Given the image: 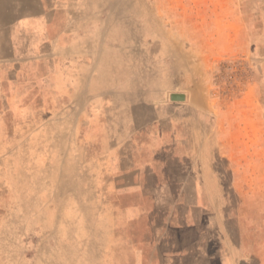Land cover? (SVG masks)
Returning <instances> with one entry per match:
<instances>
[{
	"label": "rangeland",
	"instance_id": "374dc122",
	"mask_svg": "<svg viewBox=\"0 0 264 264\" xmlns=\"http://www.w3.org/2000/svg\"><path fill=\"white\" fill-rule=\"evenodd\" d=\"M203 1L78 0L83 7L53 18L37 59L0 77V264H147L130 223L135 192L104 151L126 134L129 106L195 86L214 106L246 89L250 68L264 85L261 31L248 33L239 16L223 50L216 37L225 29L200 26ZM227 71L239 78L225 82ZM210 155L207 175H223L228 211L232 168ZM248 186L263 221V186Z\"/></svg>",
	"mask_w": 264,
	"mask_h": 264
},
{
	"label": "crops",
	"instance_id": "0c3cea01",
	"mask_svg": "<svg viewBox=\"0 0 264 264\" xmlns=\"http://www.w3.org/2000/svg\"><path fill=\"white\" fill-rule=\"evenodd\" d=\"M77 1L0 0V77L17 76L37 59L52 37L53 18L70 6L83 7ZM255 1L204 0L200 26H222L216 39L224 50L237 37L230 29L240 25L239 16L246 19L247 28L261 31L256 42L263 51L256 60L264 63V0ZM258 75L250 68L246 89L214 106L201 86L171 89L168 99L161 90L129 106L134 114L126 134L104 151L110 166L125 174L123 187L135 192L130 223L141 263L264 264L259 195L246 188L262 185L264 199V85ZM172 93H183L185 100H172ZM213 152L232 168L237 199L228 211L223 175H207Z\"/></svg>",
	"mask_w": 264,
	"mask_h": 264
},
{
	"label": "built area",
	"instance_id": "2783aa9c",
	"mask_svg": "<svg viewBox=\"0 0 264 264\" xmlns=\"http://www.w3.org/2000/svg\"><path fill=\"white\" fill-rule=\"evenodd\" d=\"M223 77H224V81H225V82L231 84V83L234 82V80H235L236 78H239V75H238V73H230L229 71H227V72H225V75H224ZM240 79L243 80V77H240ZM237 92H238V91H236V89H235V91H233V92H231V93H232V94H237Z\"/></svg>",
	"mask_w": 264,
	"mask_h": 264
},
{
	"label": "water",
	"instance_id": "95a60500",
	"mask_svg": "<svg viewBox=\"0 0 264 264\" xmlns=\"http://www.w3.org/2000/svg\"><path fill=\"white\" fill-rule=\"evenodd\" d=\"M171 99L176 101L185 100V95L183 93H172Z\"/></svg>",
	"mask_w": 264,
	"mask_h": 264
}]
</instances>
